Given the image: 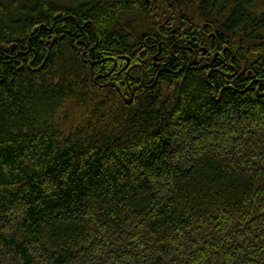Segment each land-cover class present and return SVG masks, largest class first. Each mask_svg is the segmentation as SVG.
<instances>
[{
	"label": "trees",
	"instance_id": "trees-1",
	"mask_svg": "<svg viewBox=\"0 0 264 264\" xmlns=\"http://www.w3.org/2000/svg\"><path fill=\"white\" fill-rule=\"evenodd\" d=\"M59 1L0 0V264H264V78L192 64L258 72L264 0Z\"/></svg>",
	"mask_w": 264,
	"mask_h": 264
},
{
	"label": "flooded vegetation",
	"instance_id": "flooded-vegetation-1",
	"mask_svg": "<svg viewBox=\"0 0 264 264\" xmlns=\"http://www.w3.org/2000/svg\"><path fill=\"white\" fill-rule=\"evenodd\" d=\"M201 41L207 42L208 47L198 46ZM193 44L196 48L192 55L193 72L204 74V80L209 85V89L213 90L214 98L219 97L225 89L237 91L247 89L255 81H258L255 89L258 91L261 88V80L264 78L263 64L255 65L260 66L258 72L246 71L242 56L233 54L225 44L220 45L219 40L212 33L206 35L204 39L193 36ZM154 57L153 65L155 69H158L159 60L158 58L154 60ZM137 66L140 67V65ZM127 71L129 73V69Z\"/></svg>",
	"mask_w": 264,
	"mask_h": 264
},
{
	"label": "water",
	"instance_id": "water-1",
	"mask_svg": "<svg viewBox=\"0 0 264 264\" xmlns=\"http://www.w3.org/2000/svg\"><path fill=\"white\" fill-rule=\"evenodd\" d=\"M12 47L15 48L14 45H12ZM159 53H160V52H159ZM156 59H157V55H155V57H154V60H156ZM128 65H129V59L126 58V65L123 67L122 70H126L127 67H128ZM127 78H128V71H126V74H125V79L127 80ZM132 97H133V93L131 92L130 97L124 98V102H125L126 104H129V103L131 102V100H132Z\"/></svg>",
	"mask_w": 264,
	"mask_h": 264
},
{
	"label": "rangeland",
	"instance_id": "rangeland-1",
	"mask_svg": "<svg viewBox=\"0 0 264 264\" xmlns=\"http://www.w3.org/2000/svg\"><path fill=\"white\" fill-rule=\"evenodd\" d=\"M60 1H62V2H64V3L69 2V0H60ZM60 1H59V2H60ZM230 4H231V1H230L229 5H230ZM231 5H232V4H231ZM231 5H230L229 7H231ZM261 8H262L261 5H257V6H256V9H259V10H260Z\"/></svg>",
	"mask_w": 264,
	"mask_h": 264
}]
</instances>
